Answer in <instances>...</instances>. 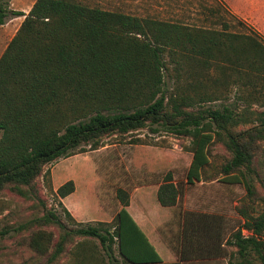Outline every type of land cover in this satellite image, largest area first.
<instances>
[{
    "label": "trees",
    "instance_id": "1",
    "mask_svg": "<svg viewBox=\"0 0 264 264\" xmlns=\"http://www.w3.org/2000/svg\"><path fill=\"white\" fill-rule=\"evenodd\" d=\"M10 1L0 0V27L10 15L25 19L0 58V192L33 201L44 214L16 227L0 223V250L11 232L36 228L28 245L49 264L68 253L74 264H105L117 256L123 264H184L225 257L227 246L235 249L238 264H264V198L254 168L264 141V112L250 107L264 96V42L257 35L230 32L221 16L208 28L140 19L76 0H37L25 14L10 10ZM229 88L242 93L237 102L246 107H206L229 100ZM146 128L191 140L189 185L202 181L210 147L222 143L231 154L221 169L225 183L247 192L246 205L238 209L244 222L226 240L221 217L188 213L173 263L164 261L130 214L129 192L118 191L122 208L112 222L70 228L38 190L45 166L85 146L98 150L104 137ZM75 192L71 180L56 196L66 199ZM181 193L169 174L157 199L171 208ZM51 226L58 238L45 230Z\"/></svg>",
    "mask_w": 264,
    "mask_h": 264
},
{
    "label": "rangeland",
    "instance_id": "2",
    "mask_svg": "<svg viewBox=\"0 0 264 264\" xmlns=\"http://www.w3.org/2000/svg\"><path fill=\"white\" fill-rule=\"evenodd\" d=\"M33 1L11 0L9 9H26ZM76 1L91 8L140 19L179 22L208 28L213 27L215 21L220 23L221 16L222 20L230 24V32L257 35L264 42V0ZM210 8L219 9L220 12L211 15ZM18 18L10 15L6 21L8 26L0 28V58L25 19V17ZM14 26L15 31L12 30ZM215 27L221 29V26ZM213 76L215 77L216 73ZM165 80L169 87H173V82L168 77ZM228 93L229 100L209 103L206 107L233 106L242 109L246 107L245 103L237 102V96L242 95L237 89L229 88ZM258 99L257 102L251 103L250 107L253 111L264 112V96H259ZM101 145L98 150H91L90 146H85L84 152H77L74 156L59 159L45 166L42 175L38 178L39 194L48 209L54 210L62 222L70 228L79 227L80 224L84 226L112 222L122 208L118 196V191L122 189L129 192L131 197L130 214L137 221L139 220L137 215H145L147 221L145 226H141L142 230L156 246L164 261L173 262L181 246L180 235L188 213H208L221 217L225 240L244 222L238 209L246 205L247 192L242 185L225 183L221 169L231 159V154L222 143L215 142L210 147V165L206 168L202 181L193 185H189L186 180L193 159L189 138L164 131L153 133L146 128L128 135L116 134L104 137ZM259 145L254 163L255 185L260 197L264 198V141ZM47 172L50 176L45 179ZM169 174L182 193L176 206L160 211L161 206L153 193L154 190L149 187H160ZM71 180L78 188L76 196L71 195L67 199L57 198V190ZM140 188L146 190L141 191ZM60 201L71 212L72 220L65 216L59 205ZM33 204V201H26L9 190L0 192V209L3 210L0 215L1 226L16 227L43 215L42 208L36 209ZM35 230L36 228L30 232L17 234L11 232L6 236L1 241L0 264H49L47 257L38 256L28 245L31 233ZM45 230L52 231L58 238L59 231L56 227H46ZM244 234L248 235L247 231H244ZM83 240L77 238L75 241ZM155 240H158L157 243ZM91 243L98 244L97 241ZM226 251V256L220 260L198 264L240 262V259L233 254L234 248L227 246ZM53 264H74V259L68 253ZM105 264L123 263L117 256V260L107 259Z\"/></svg>",
    "mask_w": 264,
    "mask_h": 264
},
{
    "label": "crops",
    "instance_id": "3",
    "mask_svg": "<svg viewBox=\"0 0 264 264\" xmlns=\"http://www.w3.org/2000/svg\"><path fill=\"white\" fill-rule=\"evenodd\" d=\"M34 4H35V0L32 2V4L30 5V6H28L26 9H12L11 8V10L12 11H21V12H24L25 14H28L30 11H31V9H32V7L34 6ZM11 5H12V7L14 6V4H13V2L11 3ZM20 19H23L24 17H19ZM18 18V19H19ZM13 20H16V19H13ZM13 22V21H12ZM23 22V21H22ZM13 24V23H12ZM8 26V24H5L4 26H1L0 28H5V27H7ZM15 26H16V24H15ZM15 26L13 27V29L12 30H14L15 29ZM15 31V30H14ZM149 188H152V191H153V193H154V195L156 196V198H157V193H158V190H159V187H153V186H150ZM77 190H78V188H76V192L74 193V194H72V196H76V194H77ZM139 190H141V191H144V190H146V188H140ZM67 199V198H66ZM157 201H158V199H157ZM159 203V202H158ZM159 205H160V203H159ZM161 206V205H160ZM164 209H166V208H163L162 206H161V209H160V211H163ZM128 210H129V208H128ZM137 217H138V221H140V223L142 224H140L138 221H137V219L135 218V221L138 223V225L141 227V226H143L145 223H146V221H147V218L145 217V215H143V214H139V215H137ZM145 226V225H144ZM157 241L158 240H155V242L157 243ZM160 241V240H159ZM153 244V243H152ZM154 245V244H153ZM156 247V246H155ZM158 251V250H157ZM176 259V258H175ZM221 258H216V257H212V258H206V259H198V260H195V261H193V262H187V263H184V264H198V263H200V262H215V261H217V260H220ZM176 261V260H175ZM175 261H173V262H175ZM166 262V261H165ZM173 262H167V263H173Z\"/></svg>",
    "mask_w": 264,
    "mask_h": 264
}]
</instances>
